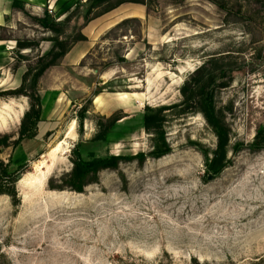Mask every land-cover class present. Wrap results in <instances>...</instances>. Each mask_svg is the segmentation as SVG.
<instances>
[{
    "label": "rangeland",
    "instance_id": "rangeland-1",
    "mask_svg": "<svg viewBox=\"0 0 264 264\" xmlns=\"http://www.w3.org/2000/svg\"><path fill=\"white\" fill-rule=\"evenodd\" d=\"M118 1L86 18L87 0H46L38 14L20 6L0 20V160L18 172L14 196L0 193V264H264V147L251 145L264 129V0ZM44 11L63 22L58 33L35 22ZM80 34L66 57L78 46L83 57L60 59L38 84L47 116L13 144L29 100L12 94V68ZM199 88L228 133L218 174L207 169L217 139ZM147 107L161 109L159 128L144 127ZM112 117L125 130L89 144ZM158 137L169 150L149 156ZM92 150L145 157L83 177L81 192L65 187L74 152Z\"/></svg>",
    "mask_w": 264,
    "mask_h": 264
},
{
    "label": "trees",
    "instance_id": "trees-1",
    "mask_svg": "<svg viewBox=\"0 0 264 264\" xmlns=\"http://www.w3.org/2000/svg\"><path fill=\"white\" fill-rule=\"evenodd\" d=\"M110 0H87L89 5H87L86 9V18L87 14L91 12V10L98 9L103 6L101 13H105L112 9L116 4H108ZM136 2H141L139 0H134ZM123 1H118V4L122 3ZM12 6L17 8L19 6V2L12 1ZM100 13V14H101ZM46 11L42 17L37 16L34 17L35 22L41 26L42 28L49 29L52 32L58 33L59 26L63 24L60 21H53ZM81 40H85L83 35H78L75 39L71 40L68 44L62 39L55 38L52 41L54 44L52 47L44 52L42 55H39L34 62V65L28 66L26 71L23 73L21 77V84L20 86L14 90L12 94L15 95H22L28 98L29 100V107L28 109L23 112L20 120L18 138L14 141L13 144H18L24 138H31L35 135V130L37 123L39 121L40 112H41V97L39 95L38 87H39V79L43 75V73L51 66H55L58 64L59 60L62 59L66 53L70 50V47ZM29 41H16V50H22L29 48ZM18 67V66H17ZM17 67L12 68L15 70ZM184 90V89H183ZM199 93H202L201 88L197 90ZM147 113L144 114V127L149 128L150 126L159 128L161 119L155 112L161 109H150L149 107L146 108ZM201 112H203L207 122L212 126L214 129V133L216 135L217 143L216 148L212 153V158L207 163V169L215 174L220 173L227 163L229 162L226 158V146L228 144V133L225 126L217 119L214 114L213 109L210 107V101L207 96L203 94L202 102H201ZM157 113V112H156ZM119 117H112L106 122L98 121L96 123L97 131L89 140V144L92 146L98 145H107L109 144L114 136L115 133L119 131L125 130L123 126L117 124V120ZM84 120V115L77 116L78 121V128L79 131L81 130L82 122ZM32 132V133H31ZM161 136V135H160ZM159 144L155 146L149 156L158 157L164 155L168 152L169 148L165 144L164 140L160 137L157 138ZM9 142V137L4 135L0 137V145L6 146ZM253 147L260 149L264 147V129L260 128L255 135V140L251 144ZM76 155V159L73 162V168L70 172V181L65 187L69 188L70 190H74L77 192H81L85 183L82 181L83 177L88 175H92L95 178V174L105 168L114 167L120 161L131 160L133 158H138L140 161L143 160L145 155L143 153H139L138 155H111L105 153L104 156L97 155L95 151H88L87 156L88 158L84 159L80 156L78 152H74ZM18 178V172L16 170L9 172L8 167L0 160V186L3 184H10L11 188L8 189H0V193H7L10 196H14V189L13 183Z\"/></svg>",
    "mask_w": 264,
    "mask_h": 264
},
{
    "label": "crops",
    "instance_id": "crops-1",
    "mask_svg": "<svg viewBox=\"0 0 264 264\" xmlns=\"http://www.w3.org/2000/svg\"><path fill=\"white\" fill-rule=\"evenodd\" d=\"M12 1L13 0H4V8H0V20L6 16L8 14L9 11H16L20 14V10L18 8H15L12 6ZM19 2V6H22L24 8V10L28 11L30 15H35L38 14L37 11L35 10L36 6H43L46 3V0H14ZM39 12V11H38ZM42 45L41 43L39 44V48H41ZM11 49L13 47H10ZM46 50V48L41 49V51L39 52V55H42L44 53V51ZM80 50H82V47L78 46L75 50H73L69 57L70 59H68L65 55L62 60L59 62L60 64H62L63 62H66L68 64H75V61L80 60L83 55H84V51L82 50V53H80ZM67 58V59H66ZM58 65L55 66H51L49 67L41 76V78L39 79V84L42 82V80H44L45 76L48 74V72H50V70H53L55 67H57ZM26 71V65H19L17 67V69L12 73H16L17 76L19 74V76L16 78L15 83L18 85L19 83H21V77L23 75V73ZM16 85V86H17ZM40 92V91H39ZM41 93V92H40ZM41 96V95H40ZM45 116H47V111L45 110V106L44 103L42 101L41 98V112H40V121L43 120L45 118ZM39 121V122H40Z\"/></svg>",
    "mask_w": 264,
    "mask_h": 264
},
{
    "label": "bare ground",
    "instance_id": "bare-ground-1",
    "mask_svg": "<svg viewBox=\"0 0 264 264\" xmlns=\"http://www.w3.org/2000/svg\"><path fill=\"white\" fill-rule=\"evenodd\" d=\"M74 127H75V120H72V122H71V124H70V126H69V129H68V131H67V135L68 136H71V135H73V132H74ZM61 144H65V142L64 141H61V142H59L56 146H54L52 149H51V153H55V151H57L59 148H60V145ZM58 152V151H57ZM54 155V154H53ZM49 158V157H48ZM53 158V157H52ZM48 163V162H47ZM43 166H44V161H39L38 162V164L35 166L36 167V171L38 172V174H37V176L35 177V180L36 181H38L39 183H40V179H45L46 178V173L48 172H44L43 170H41V169H43ZM51 166V165H50ZM52 168V167H51ZM32 177V176H31ZM30 178V177H29ZM34 181V180H33ZM37 182V183H38ZM41 182H42V180H41ZM20 183H21V185L22 186H25V185H27V184H31V183H28L27 181H26V178H21V180H20ZM32 184H34V183H32ZM35 185V184H34ZM36 186V185H35Z\"/></svg>",
    "mask_w": 264,
    "mask_h": 264
}]
</instances>
